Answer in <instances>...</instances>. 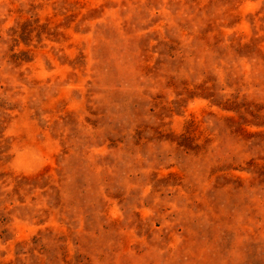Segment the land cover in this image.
Instances as JSON below:
<instances>
[{"label": "rangeland", "instance_id": "rangeland-1", "mask_svg": "<svg viewBox=\"0 0 264 264\" xmlns=\"http://www.w3.org/2000/svg\"><path fill=\"white\" fill-rule=\"evenodd\" d=\"M0 264H264V0H0Z\"/></svg>", "mask_w": 264, "mask_h": 264}]
</instances>
